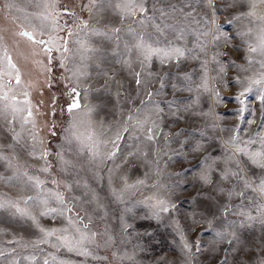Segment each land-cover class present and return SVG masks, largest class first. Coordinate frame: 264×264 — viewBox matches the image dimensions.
Wrapping results in <instances>:
<instances>
[{"label": "rangeland", "instance_id": "1", "mask_svg": "<svg viewBox=\"0 0 264 264\" xmlns=\"http://www.w3.org/2000/svg\"><path fill=\"white\" fill-rule=\"evenodd\" d=\"M212 2L214 12L195 0H147V15L154 20L141 24L139 13L128 18L118 15L116 0L113 6L107 0H95L91 10V0H0V97L5 93L9 97L0 99V109L14 104L13 96L27 100L35 124L21 129L15 122V132L20 133L17 144L12 139L10 111L0 114V144L14 145L4 149L14 167L0 161V203L5 204L0 207V264H45L46 260L48 264H264V195L246 191L243 198L229 196L235 179H221L222 164L210 170L205 165L206 158L208 164L222 159L225 142L234 136L241 142L264 137V83H251L264 71L258 63L264 55L248 51L249 44L257 43L259 22L243 15L248 11L247 0ZM255 11L264 16V4L257 3ZM210 19L219 25L220 39L213 44L211 35L200 36L207 44L200 51L196 37L215 27ZM153 24L169 25L165 33L172 40L176 36L172 29H183L185 39L176 43L192 52H186L179 63L161 64L153 58L142 64L132 46L137 34L158 35ZM249 29L253 30L250 35H240ZM81 41L95 50L83 61ZM48 48L55 51L53 57ZM49 60H56V70L62 73L57 81L64 97L69 85L68 106L54 105ZM74 99L81 108L69 112ZM89 107L93 109L87 116L91 126L80 127L78 133L85 139L92 133L99 137L103 163H89L86 155L76 153L75 142L69 146L64 140L73 117ZM62 110L66 115L52 124L56 119L52 114L56 117ZM137 110H142L140 119L148 117L143 127H136V119H127ZM29 129L36 136V157L47 151V165L44 159L29 155L34 146ZM148 135L153 139L148 140ZM110 152L116 153L113 159H108ZM57 153L74 167L65 169ZM238 158L243 167L246 158ZM45 166L48 171L42 172ZM249 168V175H260L258 168ZM29 176L43 180L44 190L64 192L74 209L69 215L78 211L91 217L84 220L89 224L86 231L97 235L85 245L89 255L53 247L55 237L37 243L42 234L36 224L16 213L12 203L28 207L40 227L60 228L66 221L41 217L44 209L24 204L41 191L32 186ZM122 178L128 184L144 180L145 185L129 188L116 199L112 190L123 187ZM241 190L242 186L237 187L236 193ZM157 199L166 202L167 212L155 206Z\"/></svg>", "mask_w": 264, "mask_h": 264}, {"label": "snow or ice", "instance_id": "2", "mask_svg": "<svg viewBox=\"0 0 264 264\" xmlns=\"http://www.w3.org/2000/svg\"><path fill=\"white\" fill-rule=\"evenodd\" d=\"M107 3L110 6L112 5V0H107ZM195 3L197 5L204 4L206 7L211 8L213 12L215 11L212 0H195ZM248 3V11L243 13V15H246L248 17L253 18V22H259L257 27L258 31L256 33V40L257 43L255 44H249L248 45V51L250 53H256L260 52L262 55H264V16H258L255 9L257 7V3L264 4V0H247ZM187 7H191V4L187 3L185 4ZM91 7H95V0H91V4L89 7V10H91ZM114 9L118 15H120L122 18H128V17H135L137 13L141 14L143 16V19L140 20L141 24H144L147 22H152L154 20V17L147 15L149 9L147 7V0H116V3L114 4ZM173 10H175V6H173ZM195 9H193L194 11ZM163 14V10H161ZM71 15V13H69ZM187 15H192V12L187 13ZM235 19H240L239 16L235 17ZM209 23L215 25V27L209 31H203L199 34V36L196 37L197 44L196 46L200 49V51H203L207 44L200 41V36L208 37L209 35L212 36V43L215 44L216 41L220 39V27L219 25L215 24L214 19H210ZM82 28H86L87 24L83 21H81ZM153 27L156 30L157 36H153L152 34H147V38L145 36L137 34L138 39L137 42L132 46L135 50V53L142 57L141 63L151 61L153 58H158L160 60L161 64H164L165 62H171L175 60L177 63L185 57L186 52L191 53V48H186L183 46H180L176 43V41H183L185 39V33L183 29H180L177 31L176 29H172L174 33H176L175 40L168 39L165 33V30L170 28L169 25H164L161 27L160 24H153ZM116 31H119V29H116ZM131 31V29H129ZM252 29H249L247 33H240L241 36L250 35L252 33ZM69 35H72L71 32L68 33ZM22 35H29L31 38V34L29 33H22ZM163 37V39H161ZM38 43L43 44L44 41H39ZM80 49H81V55L80 59L81 61L88 58V54L90 52L95 51L94 49L89 48L85 42H80ZM67 51V49H65ZM50 51V49H49ZM213 61H215L216 57L213 56ZM251 63V61H249ZM260 64V68L264 69V61H258ZM9 64L11 65V59L9 58ZM205 66L207 64V61L204 62ZM12 67H15L14 65H11ZM221 71L223 69L221 68ZM83 75L84 73H80ZM140 74L136 73V76L138 77ZM16 83L19 85L20 83V76L19 73H17L16 76ZM137 85L141 83L139 79L136 80ZM252 84L255 85H261L264 83V71L260 73L259 79H253L251 81ZM205 90H207V80L205 79L204 85ZM250 88H246L245 91H250ZM72 92L78 96L79 93L76 92V89L73 88ZM25 97H27L28 93H23ZM149 96L152 95V93L148 94ZM243 95V93H241ZM0 99H3L4 101H7L9 99L8 94L5 93ZM12 101H15L14 104H5L3 109H0V114H7L11 113L12 119L9 121L10 125H13L12 131L14 135L12 136V139L18 144L20 141V133L15 132V122H19V126L21 129H25V127L29 124H32L33 127H35L34 121H33V112L31 107L28 106L29 101H19L15 96L11 97ZM147 107V105H145ZM81 108L80 103L78 100L74 99L72 104L69 106L68 111L74 112V110ZM93 109L91 107L88 108V112L83 113V115L74 116L72 123L70 125L69 129H65V132L67 135L64 137L65 143H67L69 146H72L75 142V151L78 155L84 154L87 157V160L89 163H95L97 160H99L101 163H103V157L100 152V144L102 141L99 140V137L92 133L87 136V138H82L81 135L78 133V129L80 127H83L85 125L91 126V122L87 119L88 113L91 112ZM142 110H137V113L135 115L130 114L127 119L133 120L136 119V127H143L148 122V117H144V119H140V116L142 115ZM153 126H155V122L153 121ZM29 135L31 136L34 146L33 151L29 153V155H32L34 158L44 159L45 165L48 164L46 157L48 155L47 151H43L39 157H36V150H35V143L36 136L31 132L29 129ZM125 131H127V128H125ZM149 133H151L152 128L148 129ZM54 134V133H53ZM117 139H120L119 136H117ZM148 140H152L153 136L148 135ZM39 143H43V141H39ZM115 143V141H113ZM243 143L244 147H241L240 144ZM225 148L223 149L224 155L223 158H214L212 159V164L207 163V159L205 160V165L210 170L213 165H223L222 168H220L221 173V179L222 180H229V179H235L236 184L233 186V189L229 191V196L233 194H238L240 197H245L246 191L251 192H259L261 195H264V137H261L259 140L256 139H249L246 142L238 141L237 138L234 136L230 141L225 142ZM14 145H3L0 144V161H6L7 166L9 168L14 167L12 163V159L9 155L5 154L4 149H12ZM198 147V146H197ZM233 149L232 152H229L228 149ZM195 150V149H194ZM115 152H110L107 154L108 159H113L115 157ZM244 157L246 158L244 162V166H241V160L238 158ZM57 157L63 164L65 169L74 167L71 160L65 159L64 156L61 153H57ZM249 165L253 168H258L260 170V175L256 176L255 174L249 175L248 172L250 171ZM42 172H47L48 167L45 166L41 169ZM26 174V173H25ZM202 179L205 180V182H208V176L204 175L202 176ZM28 180L32 183V186L34 188L40 189V193L37 194V196H29L24 200V204L27 206L29 205V202H31L32 206H35L37 208H42V210L39 215L41 217H63L66 221L65 226L60 228H44L39 226V222L37 220V217L32 214V212L29 210L28 207L21 208L18 204L12 203L11 206L16 209V213H18L20 216L27 217L33 221L34 224H36L39 232L42 234V238L37 241V243H48L49 238L55 237L56 243L53 244V247L59 248H65L68 251H76L80 255H89V252L85 248V245L87 243H92L93 238L97 235V233H91V235L88 234L86 231L89 228L88 223H84L85 219L91 220L90 216H81L80 213L77 211L74 215L72 214L74 209L73 207H69L68 205V198H66L64 192L61 191H53L51 189L44 190L43 184L44 181L41 180L38 176H29ZM123 180V187L117 191L115 189L112 190V195L116 199H121L123 193L129 189L134 188L137 185H145L144 180H137L135 184H128L127 180L125 178H122ZM52 183L59 184L60 182L53 180ZM78 183V182H77ZM111 183V181H109ZM242 186V190L239 191V193H236V188ZM65 187L70 189L72 186L65 184ZM71 199H77L76 197H72ZM151 199V198H149ZM51 204H56V207L50 206ZM5 204L0 203V207H4ZM159 207L160 211L167 212L168 208L166 206V202L162 199L156 200V205ZM242 208V206H241ZM241 215H244L243 211L240 213ZM249 219H252V217H248ZM264 222V221H262ZM82 225V227H81ZM185 247H188L187 244H185ZM53 260H55V257H53ZM45 264H48V261H45Z\"/></svg>", "mask_w": 264, "mask_h": 264}, {"label": "trees", "instance_id": "3", "mask_svg": "<svg viewBox=\"0 0 264 264\" xmlns=\"http://www.w3.org/2000/svg\"><path fill=\"white\" fill-rule=\"evenodd\" d=\"M47 53L51 56V57H53L54 55H55V51L54 50H52V49H50V51H49V48L47 49ZM55 63V64H54ZM57 63H56V60H54V62H53V60H49L48 61V78H49V82H48V84H50V85H54V89H53V91H55L54 92V96H55V103H54V105L55 106H61V105H64V106H68V105H66L65 104V102L67 101V100H69V85H67L66 87H67V95H66V97H64L60 92H59V90H60V87H61V84H59L58 83V79L60 78L59 76H61L62 75V73H60V71H58V70H56V67L55 66H57L56 65ZM51 87V86H50ZM58 88V89H57ZM51 90H52V87L50 88ZM56 91H57V93H56ZM61 111V110H60ZM55 114L56 113H53L52 114V118H53V120L54 121H51L52 122V124H54L55 122H58V121H60L62 118H63V116L64 115H66L65 114V112L62 110V113H61V115H59V114H57V116L55 117ZM57 125L55 124L54 125V127H56Z\"/></svg>", "mask_w": 264, "mask_h": 264}, {"label": "crops", "instance_id": "4", "mask_svg": "<svg viewBox=\"0 0 264 264\" xmlns=\"http://www.w3.org/2000/svg\"><path fill=\"white\" fill-rule=\"evenodd\" d=\"M49 49H52V48H49ZM23 57V56H22ZM20 58V55L18 54V58L17 59H19ZM13 64V63H12ZM16 65V64H15Z\"/></svg>", "mask_w": 264, "mask_h": 264}]
</instances>
